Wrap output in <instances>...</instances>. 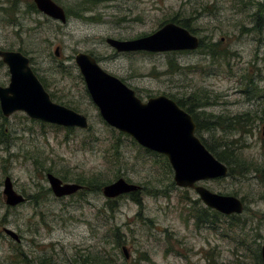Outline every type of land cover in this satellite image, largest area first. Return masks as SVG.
<instances>
[{
  "label": "rangeland",
  "instance_id": "374dc122",
  "mask_svg": "<svg viewBox=\"0 0 264 264\" xmlns=\"http://www.w3.org/2000/svg\"><path fill=\"white\" fill-rule=\"evenodd\" d=\"M53 2L66 11V23L30 9V0H0V49L26 55L33 71L44 79L51 100L86 116L89 128L54 126L20 111L8 117L0 113V264H207L211 257L217 264H229L236 256H250L236 242L242 234L243 241L260 253L264 0ZM173 18L187 20L203 47L116 55L105 42L149 35ZM212 44L224 54L212 57L207 49ZM77 52L91 53L105 71L125 81L141 98L185 97L201 124L196 136L216 149L238 150L237 155L249 161V171L238 174L235 165L233 175L196 183L241 199L244 211L238 220L226 217L212 226L195 225L190 211L193 202L204 206L199 196L193 189L176 186L163 155L148 152L103 121L75 65ZM9 76L0 61V85H7ZM234 117L244 119L241 129L247 133H227L226 123ZM48 173L73 184L98 175L108 184L123 178L139 186L140 203L126 194L107 199L102 192L89 191L56 198L44 194L50 189ZM6 178L26 202L5 204ZM35 196L36 200L29 199Z\"/></svg>",
  "mask_w": 264,
  "mask_h": 264
},
{
  "label": "water",
  "instance_id": "95a60500",
  "mask_svg": "<svg viewBox=\"0 0 264 264\" xmlns=\"http://www.w3.org/2000/svg\"><path fill=\"white\" fill-rule=\"evenodd\" d=\"M44 15L66 22L61 7L52 0H33ZM106 44L118 53H165L195 51L200 39L187 29L172 22L155 32L130 40L107 38ZM58 56V48L55 50ZM0 58L9 72V84L0 88V109L4 116L23 112L30 119L64 128H89L87 118L72 109L54 103L43 89L29 66V60L19 52L0 50ZM75 63L85 83L92 103L103 121L117 131L130 136L139 146L163 155L173 170V180L180 188L193 189L205 207L230 216L240 215L244 203L233 195H219L196 185L199 181L226 177L228 168L216 159L196 136V126L191 116L164 96L142 103L132 89L118 78L105 72L89 55L78 53ZM48 185L56 198L67 197L82 190V186L63 183L51 173L46 175ZM139 186L119 178L103 186L101 192L107 199L136 192ZM5 203L16 206L26 201L17 194L9 178L4 180ZM4 232L14 241L20 239L13 231ZM127 259V250L122 248ZM264 264V249L262 250Z\"/></svg>",
  "mask_w": 264,
  "mask_h": 264
},
{
  "label": "trees",
  "instance_id": "16d2710c",
  "mask_svg": "<svg viewBox=\"0 0 264 264\" xmlns=\"http://www.w3.org/2000/svg\"><path fill=\"white\" fill-rule=\"evenodd\" d=\"M172 22L174 24H177L185 29H187L190 33H194L193 30L191 29V27L188 24L187 20L184 21H179L175 18L171 19L168 22H164L162 25H160V27H162L164 24ZM203 47V43L200 41V46L199 48ZM217 45L216 44H212L209 45L207 47L208 49V53H210V55L212 57L214 56H220L223 55L224 53H222V51H217L216 50ZM146 53V52H145ZM188 112L190 113V109L188 110ZM244 119H241V117H234L233 119H229L228 122L226 123L225 126V130H230L227 133H231L232 131H235L239 134H245L247 133V131H244L243 129H241V121H243ZM211 125V124H210ZM201 128V124L198 127V129ZM202 141V140H201ZM202 143L205 145V147L210 151V153H212V155L218 159L220 162H222L223 164H225L228 167V175H233L234 170H236L238 168V174L241 171H249L250 168L252 167V165L249 164V161L239 157L237 155V151L236 153H233V150L224 148V149H216L214 146L212 145H208L207 142L202 141ZM219 148V147H218ZM236 165V167H235ZM167 168L171 171L170 165L167 163ZM255 171H257L255 169ZM77 183L79 185H81L83 188L82 190L78 191L77 193H82V192H101L102 188L104 185L108 184L107 182H104L103 180L100 179L99 175L98 176H93L92 178H90L88 181L81 179L80 181H77ZM141 191V190H140ZM140 191H136L133 193L128 194L132 200H134L135 202H137L138 204L140 203V199L137 197V195L139 194ZM50 194L51 190H44V194ZM38 196H35L33 198L29 197V199H34L36 200ZM197 202H193V206L191 208L190 214L192 216V218L195 221V225L199 228L202 225H209L212 226L213 224H215L216 222H219V220L221 218H226V217H230L233 218L235 217L237 220L239 219L238 215H230V216H225L222 215L220 213H218L215 210H212L208 207L205 206H195ZM237 226H239V224H235ZM233 228V227H231ZM240 231H243L242 229ZM245 238V235H240L237 238V241L239 243L240 247H244L247 249L248 253L250 254L249 257L246 256H236L235 260L229 264H263L262 262V257L261 254L256 250L253 249L251 247V245H249L248 242H244L243 239ZM116 245H118V242H116ZM246 258V259H245ZM95 261H99V257L96 256L95 257ZM207 264H217L216 261L214 260V258L211 257V260H208Z\"/></svg>",
  "mask_w": 264,
  "mask_h": 264
},
{
  "label": "flooded vegetation",
  "instance_id": "af4514ba",
  "mask_svg": "<svg viewBox=\"0 0 264 264\" xmlns=\"http://www.w3.org/2000/svg\"><path fill=\"white\" fill-rule=\"evenodd\" d=\"M31 1V3H32V5L31 6H29L30 7V9H32L33 7L35 8V10L38 12V13H40V14H43V13H41L37 8H36V6H35V3H34V1L33 0H30ZM53 1V0H52ZM63 9V8H62ZM63 11H64V13H65V16H66V22H67V13H66V11L63 9ZM44 15V14H43ZM46 16V15H45ZM46 17H48V16H46ZM48 18H50V17H48ZM50 19H52V18H50ZM54 20V19H53ZM66 22H64V23H66ZM113 49V48H112ZM1 51H5V52H19V53H21L24 57H26V55H24L22 52H20V51H17V50H4V49H0ZM114 51H115V53H116V55H122V54H127V53H118V52H116V50L115 49H113ZM55 53V52H54ZM78 53H82V54H86V55H89V56H91L92 58H94V60L98 63V65L100 66V63H99V60L95 57V56H93L91 53L89 54V53H84V52H77L76 54H78ZM131 53H140V52H131ZM75 54V55H76ZM56 56V55H55ZM58 57V56H57ZM28 60H29V66H30V68H31V70L33 71V69H32V67H31V60L28 58V57H26ZM0 61L2 62V64L4 65V66H6V64L3 62V60L0 58ZM74 62H75V57H74ZM75 65H76V63H75ZM77 66V65H76ZM7 67V66H6ZM101 67V66H100ZM77 68H78V66H77ZM102 68V67H101ZM8 69V68H7ZM103 69V68H102ZM104 70V69H103ZM78 71H79V69H78ZM105 71V70H104ZM105 72H107V71H105ZM9 73V72H8ZM33 73L35 74V76L37 77V79H38V81L40 82V84H41V86L43 87V89L47 92V86H46V84H45V81H44V79H42L40 76H38V74L37 73H35V71H33ZM79 73H80V71H79ZM108 73V72H107ZM108 74H110V73H108ZM110 75H112V74H110ZM80 76H81V74H80ZM113 76V75H112ZM10 77V76H9ZM116 77V76H115ZM81 78H82V76H81ZM116 78H118V77H116ZM119 79V78H118ZM82 80H83V78H82ZM122 83H124L127 87H129L126 83H125V81H123L122 79H119ZM84 82V81H83ZM9 84V83H8ZM8 84L7 85H4V86H2V85H0V88H2V89H4V88H6L7 86H8ZM84 86H85V83H84ZM130 88V87H129ZM85 89H86V86H85ZM131 89V88H130ZM133 90V89H132ZM86 91H87V89H86ZM134 91V90H133ZM48 93V92H47ZM87 93H88V91H87ZM134 93H135V91H134ZM48 95H49V93H48ZM89 95V94H88ZM135 96H136V98L137 99H139L142 103H146L148 100H150V99H153V98H156V97H160V96H164V97H166L167 99H169V100H172L180 109H182V110H184L185 112H187L190 116H191V118H192V120H193V122L195 123V126H196V129L200 126V123H199V121L195 118V116L192 114V107H187V105L185 104V102H186V98L185 97H183V98H179L180 100H178V98H176V97H174V96H172V95H168V94H157V95H153V96H147L146 98H141L138 94H136L135 93ZM49 97L50 98H52V96L51 95H49ZM90 97V96H89ZM188 101V100H187ZM190 109V113L188 112V110ZM0 113L2 114V112H1V109H0ZM3 115V114H2ZM4 116V115H3ZM4 117H6V116H4ZM8 117V116H7ZM86 117V116H85ZM87 118V117H86ZM143 148V147H142ZM145 149V148H144ZM145 150H147V149H145ZM148 152H152V151H150V150H147ZM153 153H155V152H153ZM254 174H257V173H254ZM130 194V193H129ZM126 195H128V194H126ZM4 201H5V198H4ZM6 204V203H5ZM7 205V204H6ZM9 206V205H8ZM123 248V247H122ZM122 253H123V251H122Z\"/></svg>",
  "mask_w": 264,
  "mask_h": 264
},
{
  "label": "bare ground",
  "instance_id": "6f19581e",
  "mask_svg": "<svg viewBox=\"0 0 264 264\" xmlns=\"http://www.w3.org/2000/svg\"><path fill=\"white\" fill-rule=\"evenodd\" d=\"M36 6V5H35ZM37 8V7H36ZM35 12H37L36 10H35V8L33 7L32 8ZM228 168V167H227ZM50 188V187H49ZM52 193V192H51ZM54 196V195H53ZM55 197V196H54ZM27 200V199H26ZM26 202V201H25ZM23 204V203H22ZM19 205H21V204H19ZM17 206V205H16ZM264 249V247H261V250H260V254L262 255V250ZM263 262V261H262Z\"/></svg>",
  "mask_w": 264,
  "mask_h": 264
}]
</instances>
